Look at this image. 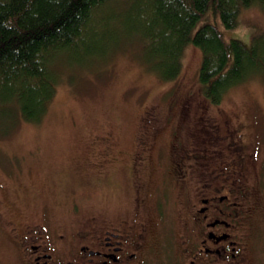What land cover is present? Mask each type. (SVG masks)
<instances>
[{"label": "rangeland", "instance_id": "obj_1", "mask_svg": "<svg viewBox=\"0 0 264 264\" xmlns=\"http://www.w3.org/2000/svg\"><path fill=\"white\" fill-rule=\"evenodd\" d=\"M213 21L211 13L203 15L194 31ZM220 24L228 39L239 40L249 47L256 36L264 33V5L243 9L236 28L227 29ZM128 50L139 51L135 45ZM202 58L201 50L188 47L182 75L174 83L159 80L130 52L111 56L100 66L96 60L94 63L86 58L78 62L81 66L75 67L77 74L73 78L67 81L64 75L59 81L49 112L39 124L22 122L8 136L0 137V264H23L16 243L4 231V221L22 225L39 220L45 211L63 224L71 220L69 213L75 206L83 209L82 219L96 212L110 218L120 210L114 199L123 196L121 190L127 185L125 169L133 164L137 150L135 135L145 111L158 121V128L165 136L159 138L161 163L160 152L157 150L154 158L152 152L141 176L151 189L160 190L157 196L164 203L160 208L165 222L182 235L179 219L185 213L178 204V191L172 190V176L165 177L171 164L166 155H172L171 144L176 135L182 141L187 138L190 141L195 133L193 125L200 122L195 109L187 103L199 102L196 89ZM190 93L192 98L188 101ZM205 107L217 120L231 119L230 129L234 123L243 126L241 139L247 145L244 179L253 187L258 205L248 239L253 248L252 258L256 264H264V79H250L231 89L218 104L211 102ZM189 113L190 116L181 119ZM224 130L222 135L226 134ZM196 132L199 140L210 137L203 128ZM108 136L111 141L106 145L104 140ZM106 148L111 163L106 160ZM215 148L209 147L207 154L212 156ZM204 162V159L189 160L198 175L204 173ZM216 167L223 172L221 176L231 175L224 163H214L209 171ZM162 178L165 183L159 188L156 183ZM197 179L200 183L209 181ZM151 223L154 230L163 225L153 220Z\"/></svg>", "mask_w": 264, "mask_h": 264}, {"label": "trees", "instance_id": "obj_2", "mask_svg": "<svg viewBox=\"0 0 264 264\" xmlns=\"http://www.w3.org/2000/svg\"><path fill=\"white\" fill-rule=\"evenodd\" d=\"M259 4L264 0H0V137L22 122L39 124L59 81L73 78L86 58L100 66L130 52L159 80L174 83L191 45L203 58L200 99L190 104V93L187 106L200 119L193 127L205 132L208 116L215 117L208 103L218 104L250 79H264V33L248 47L228 39L220 24L236 28L240 12ZM207 13L214 21L194 31ZM133 45L138 53L128 50Z\"/></svg>", "mask_w": 264, "mask_h": 264}, {"label": "flooded vegetation", "instance_id": "obj_3", "mask_svg": "<svg viewBox=\"0 0 264 264\" xmlns=\"http://www.w3.org/2000/svg\"><path fill=\"white\" fill-rule=\"evenodd\" d=\"M146 114L147 111L135 135L137 150L133 164L125 169L127 185L121 190L123 196L114 199L120 206L115 215L103 218L96 212L82 219L83 209L75 206L69 213L71 220L63 224L44 210L39 220L22 225L3 222L4 231L16 243L23 264H256L248 231L258 205L253 187L244 179L247 145L241 139V123H234L230 129L231 119L208 116L207 140H198L194 133L190 141L189 138L182 141L176 135L172 142V155H166L171 164L165 177L172 176V190L178 191V204L185 213L179 219L182 220L179 236L165 222L160 208L164 203L157 196L160 190L151 189L141 176L152 152L153 158L157 150L160 152L161 163L159 138L165 136L152 114ZM222 130L226 134L222 135ZM110 141L108 136L104 143ZM212 145L216 148L209 156L208 147ZM197 150L204 153L200 155ZM105 157L111 163L108 148ZM190 159L205 160L203 174L198 175L195 167L191 168ZM214 163H224L231 175L221 176L223 172L217 167L209 171ZM195 177L209 181L200 183ZM161 183H165L163 178L156 185L160 188ZM152 220L162 223V227L154 230Z\"/></svg>", "mask_w": 264, "mask_h": 264}]
</instances>
